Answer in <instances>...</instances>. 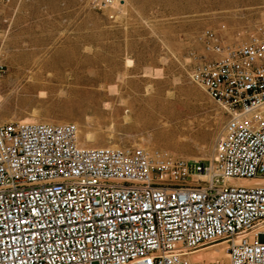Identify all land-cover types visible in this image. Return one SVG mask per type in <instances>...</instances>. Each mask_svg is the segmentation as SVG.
<instances>
[{"label": "built area", "instance_id": "2783aa9c", "mask_svg": "<svg viewBox=\"0 0 264 264\" xmlns=\"http://www.w3.org/2000/svg\"><path fill=\"white\" fill-rule=\"evenodd\" d=\"M210 36L189 74L225 115L209 158L81 144L73 122H0V264H264V33ZM207 245L227 258L191 259Z\"/></svg>", "mask_w": 264, "mask_h": 264}, {"label": "rangeland", "instance_id": "374dc122", "mask_svg": "<svg viewBox=\"0 0 264 264\" xmlns=\"http://www.w3.org/2000/svg\"><path fill=\"white\" fill-rule=\"evenodd\" d=\"M205 30L231 47L264 33V0L0 1V122H74L81 144L209 158L225 115L189 76L211 56ZM149 95L169 102L166 113ZM149 106L155 118L146 123L140 110Z\"/></svg>", "mask_w": 264, "mask_h": 264}, {"label": "bare ground", "instance_id": "6f19581e", "mask_svg": "<svg viewBox=\"0 0 264 264\" xmlns=\"http://www.w3.org/2000/svg\"><path fill=\"white\" fill-rule=\"evenodd\" d=\"M146 72L147 73H150L149 71H146ZM155 74H160V72L159 71H156ZM116 90H117V88L115 87V85H110L109 92H115ZM145 90L148 91V88H146ZM145 99H146V101L154 100V103L153 104H154V106L156 108V111L157 112H160V113H166V111H167L166 105L169 102L167 100H165V98L149 95ZM152 107L153 106H149L148 108L147 107L146 108L145 107H142L141 110H140L143 113V116L144 115L146 116V120H145L146 123L147 122L151 123V121L153 120V118H155V116L153 114V110L151 109ZM30 121H34V120H30ZM163 133H165V134H163ZM169 134H170V131H167V132H164L163 131L161 133V135H164V136H168ZM186 134H187L186 131H179L178 132V137L185 139L188 136ZM85 138H86V140L90 141V140L93 139V134L87 132V133H85ZM81 141H82V139H81ZM177 142H178V144H180V140L179 141L176 140V143ZM110 146H116V145L111 144ZM208 150H209V148H207L205 146L202 147V151L207 152ZM240 181L247 182L246 179H241ZM216 258H222V259H226L227 258V254L225 253L224 247H221V246L214 247V248H212L211 250H209V251H207L205 253H200V254L197 253V255H193L191 257L192 260H195V261H204V262H208V261L210 262V261L215 260Z\"/></svg>", "mask_w": 264, "mask_h": 264}]
</instances>
